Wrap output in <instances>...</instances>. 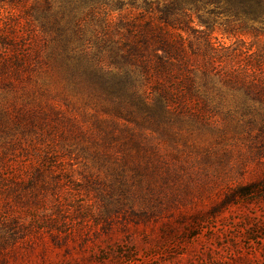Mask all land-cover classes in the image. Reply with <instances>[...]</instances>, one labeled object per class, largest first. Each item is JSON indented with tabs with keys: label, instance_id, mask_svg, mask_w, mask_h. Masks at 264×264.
I'll return each instance as SVG.
<instances>
[{
	"label": "trees",
	"instance_id": "16d2710c",
	"mask_svg": "<svg viewBox=\"0 0 264 264\" xmlns=\"http://www.w3.org/2000/svg\"><path fill=\"white\" fill-rule=\"evenodd\" d=\"M0 3L2 228L9 193L61 186L63 158L92 145L119 180L154 174L181 126L246 129L264 161V0ZM252 178L224 204L264 189V162Z\"/></svg>",
	"mask_w": 264,
	"mask_h": 264
},
{
	"label": "rangeland",
	"instance_id": "374dc122",
	"mask_svg": "<svg viewBox=\"0 0 264 264\" xmlns=\"http://www.w3.org/2000/svg\"><path fill=\"white\" fill-rule=\"evenodd\" d=\"M219 128L181 126L179 138L157 139L166 156L152 162V175L126 170L115 179V163L96 159L93 145L65 156L61 186L25 189L18 201L7 195L0 264H264V189L223 202L264 162L259 143L246 129Z\"/></svg>",
	"mask_w": 264,
	"mask_h": 264
}]
</instances>
